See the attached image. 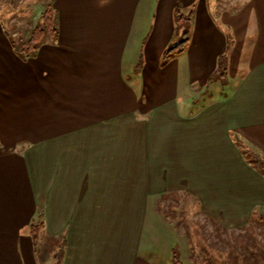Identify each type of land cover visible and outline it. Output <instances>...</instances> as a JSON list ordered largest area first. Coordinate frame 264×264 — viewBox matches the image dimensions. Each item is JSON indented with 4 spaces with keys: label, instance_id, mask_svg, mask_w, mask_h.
Here are the masks:
<instances>
[{
    "label": "crops",
    "instance_id": "obj_1",
    "mask_svg": "<svg viewBox=\"0 0 264 264\" xmlns=\"http://www.w3.org/2000/svg\"><path fill=\"white\" fill-rule=\"evenodd\" d=\"M53 7L57 35L31 57L0 18V264H43L34 222L64 239L57 264H174L151 251L176 224L159 200L178 192L226 231L264 215V173L242 150L264 162V0ZM175 8L189 42L162 63Z\"/></svg>",
    "mask_w": 264,
    "mask_h": 264
},
{
    "label": "rangeland",
    "instance_id": "obj_2",
    "mask_svg": "<svg viewBox=\"0 0 264 264\" xmlns=\"http://www.w3.org/2000/svg\"><path fill=\"white\" fill-rule=\"evenodd\" d=\"M50 1L0 0V18L8 30L19 33L20 37L14 40L16 43L20 42L21 37L27 38ZM11 17L14 27L9 24ZM176 27L172 45L182 40L186 20L177 18ZM225 86L224 93H227L231 88ZM219 93L216 84H212L207 93L204 91L202 98L194 102L193 109L200 106L206 95L214 98ZM247 149L242 147L250 162L258 166L253 151L249 153ZM159 203L160 211L176 224L169 225L165 221L159 223L157 235L152 234L156 250L151 252L159 253L168 263H175L177 258L181 264H264V215L260 212L253 213L252 220L244 230L226 231L215 226L208 216L200 215L194 199L182 192L160 198ZM148 235H151V231ZM56 242L53 238H44L43 229L40 230L36 247L43 264H57L54 262L56 259H51L55 252L61 253Z\"/></svg>",
    "mask_w": 264,
    "mask_h": 264
},
{
    "label": "trees",
    "instance_id": "obj_3",
    "mask_svg": "<svg viewBox=\"0 0 264 264\" xmlns=\"http://www.w3.org/2000/svg\"><path fill=\"white\" fill-rule=\"evenodd\" d=\"M176 13V20L180 18L181 20L187 19L188 16L186 14H182L178 8L174 9ZM56 21L55 9L53 7V0H51L42 10L41 15L36 21L35 26L31 29L30 35L28 38H20V42L16 43L18 45V52L24 55V57H31L37 54L39 47L46 40V38L55 37L58 32ZM189 37L186 35L183 36L182 40L176 43L175 45H170L165 49L162 55V63L167 62L172 56L181 53L184 48L188 45ZM226 55H222L219 59L220 63L225 60ZM215 75H212L211 79H213ZM260 170L264 173V162L262 160L256 161ZM257 166V167H258ZM43 222H34L30 225V232L34 240H38L40 230L43 229ZM58 244L59 251L62 252L64 248V239H59L56 242ZM52 258L60 259L61 253L55 252ZM176 264H181V262L176 258ZM174 263V264H175Z\"/></svg>",
    "mask_w": 264,
    "mask_h": 264
}]
</instances>
